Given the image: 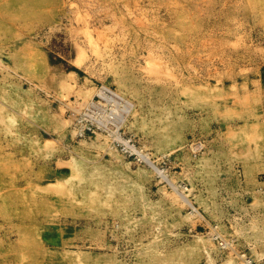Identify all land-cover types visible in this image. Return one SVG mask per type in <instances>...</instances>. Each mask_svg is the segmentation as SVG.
<instances>
[{
  "label": "rangeland",
  "instance_id": "rangeland-1",
  "mask_svg": "<svg viewBox=\"0 0 264 264\" xmlns=\"http://www.w3.org/2000/svg\"><path fill=\"white\" fill-rule=\"evenodd\" d=\"M0 264H264V0H0Z\"/></svg>",
  "mask_w": 264,
  "mask_h": 264
},
{
  "label": "bare ground",
  "instance_id": "bare-ground-1",
  "mask_svg": "<svg viewBox=\"0 0 264 264\" xmlns=\"http://www.w3.org/2000/svg\"><path fill=\"white\" fill-rule=\"evenodd\" d=\"M103 89V88H102ZM105 95V94H104ZM119 97V96H118ZM110 99V98H109ZM108 101V100H107ZM93 102V101H92ZM91 102V103H92ZM110 102V101H109ZM118 103V102H117ZM105 104V103H104ZM115 104V103H114ZM123 104V103H122ZM92 105V104H91ZM131 105V104H130ZM93 106H95V103H94V105ZM116 106V105H115ZM87 107V106H86ZM96 107V106H95ZM99 107V106H98ZM123 107V106H122ZM99 109H101V108H99ZM115 110H117V109H115ZM84 111H85V109H84ZM113 111V112H112ZM111 112H112V114L114 113V110H112ZM88 112V111H87ZM106 112V111H105ZM118 113V112H117ZM104 114V113H103ZM107 114V113H106ZM117 116V115H116ZM119 116V115H118ZM117 116V117H118ZM115 117V116H114ZM120 118H121V116H119ZM123 118V117H122ZM115 119H117V118H115ZM98 120V119H97ZM111 121V120H110ZM97 122V121H96ZM101 122V121H100ZM110 125V124H109ZM151 162V161H150ZM149 163V162H148ZM150 165H152V164H150ZM155 166V165H154ZM155 168V167H154ZM157 168V167H156ZM155 168V169H156ZM159 170V169H158ZM160 172V171H159ZM162 175H164L163 173H162ZM216 236V235H215Z\"/></svg>",
  "mask_w": 264,
  "mask_h": 264
}]
</instances>
